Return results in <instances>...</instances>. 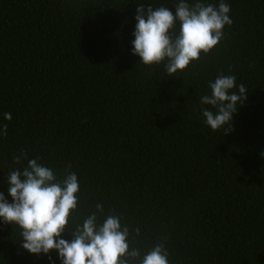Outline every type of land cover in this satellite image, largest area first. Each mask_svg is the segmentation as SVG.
<instances>
[{
	"label": "trees",
	"instance_id": "trees-1",
	"mask_svg": "<svg viewBox=\"0 0 264 264\" xmlns=\"http://www.w3.org/2000/svg\"><path fill=\"white\" fill-rule=\"evenodd\" d=\"M224 2L223 39L169 76L132 54L133 32L140 4L178 0H0V193L12 203L7 176L38 159L78 177L69 228L102 204L142 255L163 243L170 264H264V0ZM220 74L247 99L213 131L200 98ZM20 232L0 220V264H62Z\"/></svg>",
	"mask_w": 264,
	"mask_h": 264
},
{
	"label": "clouds",
	"instance_id": "clouds-1",
	"mask_svg": "<svg viewBox=\"0 0 264 264\" xmlns=\"http://www.w3.org/2000/svg\"><path fill=\"white\" fill-rule=\"evenodd\" d=\"M173 6L175 13L166 6L140 4L132 41V54L141 58L140 63L152 66L163 62L169 76L184 71L200 59L201 53H210L223 39L224 27L233 23L230 5L224 0L218 6L200 0L193 4L178 0ZM236 87L235 76L220 74L209 82L211 94L200 98L201 105L214 109H202L204 123L213 131L226 124L232 128L234 113L247 99L245 85L232 91ZM4 118L11 120V114L5 113ZM229 132L226 130L225 135ZM3 134L7 135V124L3 125ZM22 158L27 159L23 150L14 156V162L19 164ZM7 181L12 203L0 193V220L21 229V246L29 253L49 254L56 250L62 264H170L163 243L143 255L139 248H130L129 227L122 226L121 218L113 214L100 220L102 204H97L96 211L82 223L73 222L69 228V218L79 203L80 186L75 173L66 170L63 179H58L53 169L38 159H29L23 170L10 171ZM66 227L73 237L70 242L61 238ZM134 231L137 236L140 234L139 227Z\"/></svg>",
	"mask_w": 264,
	"mask_h": 264
}]
</instances>
